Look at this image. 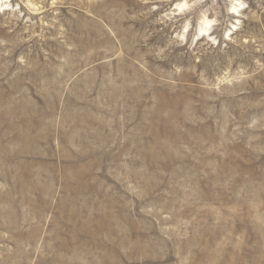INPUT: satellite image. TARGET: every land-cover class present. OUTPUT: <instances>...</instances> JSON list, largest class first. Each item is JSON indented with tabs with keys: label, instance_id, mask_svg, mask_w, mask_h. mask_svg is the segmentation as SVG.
I'll list each match as a JSON object with an SVG mask.
<instances>
[{
	"label": "rangeland",
	"instance_id": "rangeland-1",
	"mask_svg": "<svg viewBox=\"0 0 264 264\" xmlns=\"http://www.w3.org/2000/svg\"><path fill=\"white\" fill-rule=\"evenodd\" d=\"M0 264H264V0H0Z\"/></svg>",
	"mask_w": 264,
	"mask_h": 264
},
{
	"label": "bare ground",
	"instance_id": "bare-ground-1",
	"mask_svg": "<svg viewBox=\"0 0 264 264\" xmlns=\"http://www.w3.org/2000/svg\"><path fill=\"white\" fill-rule=\"evenodd\" d=\"M237 10H236V7H233V9H232V13H234L235 14V12H236ZM237 14V13H236ZM209 24L210 23H205V25L206 26H209ZM207 29H206V27H204V28H200V32L202 33V34H205L207 31H206ZM164 145V144H163ZM162 145V146H163ZM163 148H166L165 146L163 147ZM166 151H167V149H165Z\"/></svg>",
	"mask_w": 264,
	"mask_h": 264
}]
</instances>
